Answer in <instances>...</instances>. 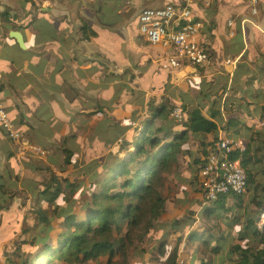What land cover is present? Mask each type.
Here are the masks:
<instances>
[{"label":"trees","instance_id":"1","mask_svg":"<svg viewBox=\"0 0 264 264\" xmlns=\"http://www.w3.org/2000/svg\"><path fill=\"white\" fill-rule=\"evenodd\" d=\"M109 1L125 5L124 0ZM186 1L167 4L182 8ZM213 1L209 7L200 0L194 1L205 7L200 11L195 9L196 4L191 6L195 19L201 20L203 27L200 35L187 44L185 52L180 53L176 47L163 48L165 61L170 65L175 62L193 69L176 88L178 94L166 92L171 87L166 85L169 74L166 71L164 79L151 86L144 88L135 84L144 69L155 78L163 76L160 66L136 64L129 83L124 80L116 85L115 102L111 105L109 101L101 102L84 120L87 122L104 113L105 108L111 111L109 117L93 127L81 156L68 147L63 151L64 162H55L57 169H71V173L64 175L49 166L43 167L47 177L32 188L34 203L26 209L23 202H15L14 208L5 212V215L16 213L18 216L14 227L8 225L6 241L9 244L0 251V264H18L20 252L27 255L22 264H94L97 261L139 264L134 250L148 243L152 247L144 253L146 264H176L182 235L173 245L162 240L167 234L162 238L153 234L167 206L168 198L163 190L184 161L189 165L190 176H194L193 195H201L204 202L206 194L202 185L198 186V176L220 131L224 97L232 105L247 101L250 107H258L259 118L247 124L249 138L232 154L246 168L248 186L242 194L231 192L209 202L202 212L218 221L221 236L216 237L214 248L210 245L212 235H206L204 229L192 231L189 237L199 239L205 247L203 264H264V229L259 226L264 212V101H261L264 90L254 87L256 76H252L251 70L252 66L264 67L258 62L260 57L264 60V31L257 27L243 30L242 18L236 15L247 7L246 0ZM144 3V0H130L127 7L130 16L126 11L118 16L131 17L138 9L147 7ZM0 15L8 21L13 19L9 11H0ZM232 18L235 35L230 37L228 21ZM81 30L83 39L97 33L87 23ZM247 41L254 43L252 50L246 49ZM237 58L236 70L229 78L224 61L234 62ZM215 83L219 84L217 90L213 89ZM253 95L261 99L260 103L252 100ZM176 105L184 108L182 124L170 118V111ZM159 119L171 120L172 125L182 128L164 127ZM138 123L143 128L136 137ZM235 123L236 119H232L228 125ZM195 133H207L210 140L198 144ZM120 138L133 148L123 157L110 152ZM77 166L82 169L79 171ZM12 196H16L13 200L18 197ZM74 198L78 199V209L84 215L80 216L79 210L70 206ZM4 207L0 205V209ZM194 212L190 209L191 219H195ZM210 252L213 256L206 260ZM195 260L191 263L195 264Z\"/></svg>","mask_w":264,"mask_h":264},{"label":"crops","instance_id":"2","mask_svg":"<svg viewBox=\"0 0 264 264\" xmlns=\"http://www.w3.org/2000/svg\"><path fill=\"white\" fill-rule=\"evenodd\" d=\"M129 1L124 0L123 3L127 6H121L120 3L113 4L109 0H38L34 4L26 0H0V11H9L13 18L8 21L0 15V98L16 121L24 141L46 151L45 154L31 149L23 151L21 144L10 140L0 127V205L5 206L0 209V218L8 208H14L15 202L21 200L22 195L25 201L21 202L26 209L34 203L32 188L47 177L43 167L49 166L59 173L71 171L57 169L55 162H64L66 154L63 151L68 147L81 156L87 136L102 119L109 117L111 111L105 108L104 113L93 116L87 122L84 120L89 118L90 112L98 109L101 102L109 101L110 105L115 102L116 85L124 80L129 83L136 64H155L163 70V76L155 78L144 69L145 72L135 81L141 87L161 81L165 77V71L169 73L166 85L171 84L172 88L179 84L173 81L178 72L171 69L174 64L170 65L165 61L164 50L148 43L140 32L141 8L129 17ZM144 1V6H163L151 5L150 3H154L152 0ZM246 8L251 14L248 5ZM124 11L129 16L119 17L118 14ZM99 17L105 22L102 23ZM84 23L95 27L97 33L83 39L81 29ZM111 23L113 25H109ZM242 26L243 30L257 27L264 31V0H260L258 15L242 17ZM15 31L23 35L26 50L20 47L17 38L13 36ZM250 37L253 39L252 34ZM254 46L252 41H247L246 49L252 50ZM12 47L28 53L21 67L13 63L10 52ZM237 60L238 58L232 62L234 67L231 71L225 67L229 78L236 70ZM258 62L264 64L263 58L260 57ZM226 64L228 61H224V65ZM251 70L252 76H256L254 87L264 90V67L261 69L252 66ZM244 87H247V83ZM218 88L213 87L214 90ZM168 90L169 88L166 92ZM252 97L253 101L260 103L259 97ZM221 109L219 134L224 132L245 142L250 135L247 124L259 118L258 107H250L247 101L232 105L226 97L222 98ZM226 109H230L229 114H226ZM232 119H236V123L228 125ZM222 125H226L225 129ZM136 128L135 136L138 137L143 124L138 123ZM193 135L198 144L210 140L207 133ZM119 140L125 141L123 138ZM127 151L120 152L118 156L125 155ZM193 178L194 176H190L189 165L181 161L164 187L168 200L158 224L165 222L166 224H159L160 227L164 225L163 229L174 224L176 218L180 217L176 224L185 223V229L167 231H171L175 238L182 235L181 257L190 262L196 258L195 264H203V245L199 239L192 240L189 235L197 227H204L199 216L208 204H204L201 195L194 197ZM202 178L200 174L198 186L202 185ZM13 194H17L16 200H13L16 198ZM190 209L195 211V219L189 217ZM11 221L9 218L7 225ZM153 234L160 238L163 235ZM165 238L166 236L162 240ZM144 247L146 250L142 252ZM151 247L148 243L139 245L134 250V256L140 259L139 264H144L141 263L145 262L144 253Z\"/></svg>","mask_w":264,"mask_h":264},{"label":"built area","instance_id":"3","mask_svg":"<svg viewBox=\"0 0 264 264\" xmlns=\"http://www.w3.org/2000/svg\"><path fill=\"white\" fill-rule=\"evenodd\" d=\"M34 4L38 0H26ZM195 0H187L180 8L173 4L163 6L144 7L139 15V28L148 43L165 48L176 47L180 53L185 52L187 44L200 35L203 23L196 20L191 9ZM209 7L212 0H200ZM252 15H258L260 0H246ZM229 36L235 35L234 20L229 19ZM11 57L17 67H21L28 57L25 50L12 47ZM226 98V97H224ZM170 118L176 124L184 121V108L176 105L170 111ZM0 127L13 142H19L22 150L28 149L45 154L46 151L24 141L23 134L18 130L16 121L9 114L0 98ZM244 145V140L235 138L224 132L217 136L213 151L205 157V164L201 169L202 188L206 197L204 204L217 200L227 193L242 194L248 186V172L240 158H234L233 153ZM264 212L260 228L264 229ZM176 264H192L183 257H179Z\"/></svg>","mask_w":264,"mask_h":264},{"label":"rangeland","instance_id":"4","mask_svg":"<svg viewBox=\"0 0 264 264\" xmlns=\"http://www.w3.org/2000/svg\"><path fill=\"white\" fill-rule=\"evenodd\" d=\"M196 2H197V0H195ZM216 0H214L213 1V3L215 2ZM220 1V0H219ZM223 1H225V2H230V1H232V2H237V1H233V0H223ZM152 2H154V3H150L151 5H166L167 3H178V4H180V3H182L183 2V0H152ZM195 2V9H197V10H202V9H205V7L204 6H202L200 3H196ZM134 3H135V1H134ZM220 4H222L221 2H220ZM212 6H215L214 4H212ZM212 8V7H211ZM210 8V9H211ZM209 9V10H210ZM237 18L238 17H240V18H242L243 16H252L250 13H249V11L247 10V8H243L241 11H238L237 12ZM253 17H256V16H253ZM233 19V18H232ZM234 20V19H233ZM154 46H156V47H159V48H165V47H162V46H159V45H154ZM228 63H232V62H228ZM173 71H176V72H178L177 74H175V77L173 78V81H176V82H178L179 84H177V85H174L172 88H170L169 90H168V94L169 95H177L178 93H177V90H176V88L178 87V86H180L181 84H182V82H183V80L186 78V77H188V75H190V73L192 72L191 70H192V68H185V67H183L182 65H177V64H175L174 63V65H173V68H171ZM175 72V73H176ZM171 86V85H170ZM214 87L215 88H218L219 87V84L218 83H215V85H214ZM171 103H173V101H171ZM227 110V109H226ZM229 112H230V109H228L227 111H226V114L228 113L229 114ZM158 122L160 123V124H162L164 127H170V126H172L174 129H176V130H180L181 128H182V126L181 125H172V122H171V120H161V119H159L158 120ZM225 122V121H224ZM222 127H223V129H225V127H226V125H222ZM250 136V135H249ZM249 138V137H248ZM133 148H132V146L131 145H128V144H126L125 143V141H118L112 148H111V150H110V152L112 153V154H114V155H116V156H118V154L120 153V152H122V151H125V150H132ZM124 156V154H121V157H123ZM77 169H79V171L82 169V166H77ZM64 175H67V174H69V173H71V171H69V170H65V171H63L62 172ZM164 192V191H163ZM25 196H27L26 194H24ZM21 201H25V197H23V195H22V199L21 200H19L18 202H21ZM78 199L77 198H74L69 204H70V206H74V207H76L77 208V211L79 210L78 209ZM79 212V215L80 216H82V215H84V211L82 210V211H78ZM1 216V215H0ZM200 219H201V222H204V227H202V228H198L197 227V229H195V230H203L204 229V232H205V234L206 235H212V238H211V240H210V245L212 246V248H214L216 245H217V238L216 237H220L221 236V234H220V227L217 225V220L215 219V218H207L206 216H204L203 215V213L202 214H200ZM11 219L12 221L10 222V225L11 226H13L14 227V224H15V222L17 223V215L16 214H14V213H11V214H8V213H6V215H3L1 218H0V251L3 249V248H5V247H7L8 246V244H9V241H6V240H8V236H9V234H8V232H9V227H8V225H7V221H8V219ZM177 218H180V217H177ZM1 219L3 220V222H1ZM159 224H166L165 222H162V223H159ZM159 224L157 223V225H156V227H155V229L153 230V232L158 236V235H160V234H167V236H166V238L165 239H167L168 240V242L170 243V244H175V242H176V240H177V238H175V236H174V234L171 232V231H167V230H173V229H180V230H183V229H185V223H177V224H172V225H169V226H166L165 228H163V229H161L162 227H160L159 226ZM180 232H182V231H180ZM20 235L21 234H19L18 236H16V237H14V239H13V241L14 240H16V239H18L19 237H20ZM8 237V238H7ZM199 241V240H198ZM198 241H195V242H198ZM202 248V256H203V253H206V250H205V247L204 246H202L201 247ZM11 250H13V251H16L15 250V248H12ZM146 250V249H145ZM14 256L16 255L15 253L13 254ZM209 256V257H208ZM212 256H213V252H210V254L208 253L207 255H206V260H209L210 258H212ZM27 257V255L25 254V253H23V252H20V255H19V258H20V260L18 261V264H22V261L25 259ZM141 263H144V264H146V262H141ZM59 264V263H58ZM94 264H107L106 263V261H97V262H95ZM119 264H124V263H119Z\"/></svg>","mask_w":264,"mask_h":264},{"label":"water","instance_id":"5","mask_svg":"<svg viewBox=\"0 0 264 264\" xmlns=\"http://www.w3.org/2000/svg\"><path fill=\"white\" fill-rule=\"evenodd\" d=\"M13 36H15V37L17 38V41H18L20 47H21L22 49H25V50H26L27 47H26V44H25V42H24V37H23V35H22L19 31H15V32L13 33ZM225 67H226V69H227L228 71H231V70L233 69V67H234V64H232V63H228V64L225 65Z\"/></svg>","mask_w":264,"mask_h":264},{"label":"bare ground","instance_id":"6","mask_svg":"<svg viewBox=\"0 0 264 264\" xmlns=\"http://www.w3.org/2000/svg\"><path fill=\"white\" fill-rule=\"evenodd\" d=\"M263 225H264V222H263Z\"/></svg>","mask_w":264,"mask_h":264}]
</instances>
